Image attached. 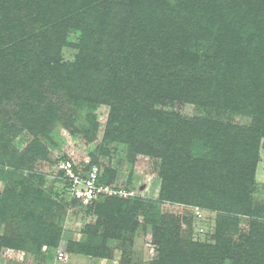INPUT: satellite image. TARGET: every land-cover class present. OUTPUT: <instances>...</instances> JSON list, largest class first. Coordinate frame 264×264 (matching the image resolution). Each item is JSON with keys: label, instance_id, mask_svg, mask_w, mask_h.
<instances>
[{"label": "trees", "instance_id": "trees-1", "mask_svg": "<svg viewBox=\"0 0 264 264\" xmlns=\"http://www.w3.org/2000/svg\"><path fill=\"white\" fill-rule=\"evenodd\" d=\"M7 1L0 0L1 16V8ZM13 1L10 8L15 26L11 25L10 14H4V20L0 18L1 31L12 35L10 29L18 30L21 35V43L13 45L14 57L9 53L13 60L0 59L1 169L4 166L1 156L9 160L14 158L16 161L11 164L15 171L21 172L32 168L36 158L46 156V148L40 141H31L24 153L17 155L10 138L26 127L33 133L50 135L59 108L46 101V91L56 92L70 85L71 92L67 89L71 97L76 87L80 91L86 89V84L100 83L105 86L95 85L98 94L101 89H106L107 93L106 97L93 98L92 103L96 106L100 102L119 99L115 93L123 86L126 92L121 95L125 94V102L115 101L119 106H113L111 120L119 122L115 127L118 129L123 127L124 113L128 115L133 128L143 132L136 152L161 159L163 201H170L172 205L197 204L211 209L227 201L233 204V208H223L229 213L260 214V210L250 209L246 188L247 182L253 179L260 140L264 136V22L261 18L264 16V0H179L176 10L169 6V0ZM122 15L133 18L136 25L129 24V20L118 22ZM117 23L120 33L115 36ZM75 31L81 36L76 45L80 52L74 63H51L30 47L38 44L48 53L59 51L62 38ZM30 38L35 40L30 41ZM127 38H134L137 45L124 44L121 39ZM192 46H197L204 56H208L209 50H215L211 63L209 58L205 59L203 72H199L202 74L189 73L186 68L187 63L197 56ZM33 60L39 64L31 63ZM151 68L161 72H164L163 68L174 70L165 71L156 79V102L173 104L185 96L191 101L221 104L242 113H251L255 120L250 126L226 125L207 118L186 120L181 115L156 110L154 114L161 113L163 118L155 121L150 114L152 103L147 106L142 103L146 85L139 83L142 79L149 84ZM78 74L81 79L72 78ZM48 75L51 84L46 85ZM116 86L118 88L114 90ZM42 97L45 98L43 102ZM13 100H16V108L10 113L11 117L14 116L11 119L1 103ZM68 123V120L64 122L65 127ZM162 127L166 130L160 132ZM149 130L156 132L157 136H150ZM115 134L108 132V137L117 136ZM87 135L90 136V132ZM194 137H201L203 147L212 150L203 156H194L190 147ZM105 150L101 154H108ZM93 160L97 161L96 158ZM92 164L90 168L95 165ZM101 181L109 184L104 179ZM64 182L71 196L64 204L53 198L52 187L43 195V190L33 186L29 177L12 181L7 190H3L0 219L16 221L18 228L24 229L13 235L15 238L7 237L10 245L32 231V236L18 242L20 246L39 249L42 244H48L56 248L62 230L55 220L63 211L74 208L83 209L88 215L96 214L97 220L85 230L87 240L84 243L69 242L67 251L72 253L103 254L100 246L108 239L124 238L125 232L138 224L135 219L142 213L145 222L154 225V236L160 246L161 256L156 264H220L224 256L232 255L233 238L225 234L238 232L237 216L228 217L223 233L219 226L214 233H205L201 240L191 228V222L198 215L192 216L187 208L183 207L186 213L170 214L154 201L136 198V195H105L103 203L101 197L85 203L82 197L71 193L72 181L66 178ZM124 188L132 191L129 187ZM230 221H233L231 225ZM211 239H217V244L207 243ZM233 248H236L238 264H264V223L253 221L250 233L241 235V240Z\"/></svg>", "mask_w": 264, "mask_h": 264}, {"label": "rangeland", "instance_id": "rangeland-1", "mask_svg": "<svg viewBox=\"0 0 264 264\" xmlns=\"http://www.w3.org/2000/svg\"><path fill=\"white\" fill-rule=\"evenodd\" d=\"M13 2V0H9L4 3V7L1 8L3 9L1 12L3 15H0L2 20H4L3 17L5 15L10 14L11 17L12 11L10 5ZM178 4L179 0H169V6L173 8L172 10H176L179 6ZM13 16L11 17V25L15 26L16 20ZM261 18H263L262 21L264 22V16ZM121 20H129V24L136 25L134 19L131 17L129 18L128 15L119 16L118 22H121ZM47 24L50 25V23ZM1 25L2 23L0 22V26ZM10 31L12 35H9L7 31H1L0 28V59L6 58L7 61L13 60L12 58L15 53L13 45H19L21 43L20 32L11 29ZM114 31L116 32L115 36H117L118 32L120 33L118 23L116 28L114 27ZM42 35L43 33L39 36V39ZM80 36L81 33H77L76 31L67 33L62 38L63 43L60 50L56 52L48 53L44 49H40V45L38 44L31 45L30 47L33 52L38 51V53L43 55L44 60H49L51 63L57 61L61 63H74L80 52V49L76 47ZM29 40L33 41L35 39L30 38ZM121 40L124 44L129 46L137 45L138 42H135L134 38ZM29 43L32 44L31 42ZM191 49L197 52V56L193 57L192 60L187 63L186 68L189 70V73L195 71L198 75L199 72H203V64L207 61L205 59L209 58V63L214 60L215 50H209L207 52L208 56H204L197 46H192ZM155 50L158 51V47H155ZM9 53H13V57L9 55ZM31 63L39 64V61L33 60ZM134 63L136 65L138 60L134 61ZM151 70L152 79L149 84L145 83L142 79L139 83L143 86L146 85V90L143 94L144 101L142 100V103L144 106H147L148 103H152L153 107L149 106V108H151L150 114L153 115L155 121L162 119L161 113L166 111H168L170 115H181L186 120L207 118L210 121L220 122L226 125L250 126L255 120V117L251 113H242L221 104L217 106L215 104L201 103L198 100L191 101L190 99H185V96H182L178 101H174L173 104H170L171 102H168L169 104L166 103V105L164 103H158L155 101L157 96L154 93L156 92V79L165 71L168 73L174 70L168 68H163L164 72L159 70L156 71L152 68ZM241 70L244 71L243 68ZM78 77H80V75H75L72 78ZM68 79L70 80V78H67V80ZM45 84H51L49 75L46 76ZM95 85H98L100 88L105 86L100 83H96L93 86L92 83H89L85 85L87 87L84 86L86 89L80 91H78L76 87L71 97L68 95V89L71 92L70 85H67L68 89L66 88L56 92L46 91L44 93V97L47 98L46 101L52 103L55 108L57 106L59 108L58 119L54 122L55 126L50 135L46 137L39 132L33 133L26 127L10 135V138L11 144L17 151L15 152L17 155L23 154L26 146L31 141H40L43 147L46 148V156L36 158V161L31 165L32 168H26L24 172L20 170L15 171L14 165L11 164L16 161L14 158L9 160L7 157L1 156V163H4V166L3 169L0 168V197L3 195V190H7L8 185H11L12 181L18 182V180L23 177H29L33 186H37L43 190V195L45 190L52 187L51 189L55 195L53 198L64 204L70 200L71 196L70 192L68 193V190H66L69 188L65 189L64 180L66 179V175L63 171V161L70 160L76 170L82 173V175L89 174L91 171L89 166L94 163L98 166V177L101 180L104 179L105 182L112 186L129 187L134 192L133 196L136 195V198L149 200L151 202L154 201V204L156 203L160 209L169 211L170 214L186 213L183 210L184 207L188 209L187 211L191 213L192 216H195L196 210L200 209L202 213L196 216V219L194 218V221L191 222V228L192 233L194 235L198 233L197 235L198 237L200 236L201 240L205 238V233H214L216 227L219 226L223 233L224 223L228 220V217H232L233 219V216H237L238 232L225 234L226 237L233 238L231 243L233 249L232 255L229 257L224 256L220 264H238L237 260H239V258L235 255L236 248H233V245L239 243L241 235L244 236L250 233L253 221L264 223V213H262V211H264V136H262L260 140L259 159L255 166L253 179L247 182L246 188L250 198V209L260 210L259 215L262 216L255 214L247 215L244 214L245 212L229 213L223 210V208L227 209L226 206H232L233 208L232 202L227 203V201L222 202L217 206L218 208L213 209L209 207L204 208L197 204L177 203V205H172L170 201H163V198H161V159L136 152L138 145L142 141L143 132H141L139 128L136 130L133 128L130 117L125 113L124 122L122 123L123 127L118 129L115 128L119 122L111 120L113 106H116V104L119 106V103L115 101L125 102V94L121 95L123 92H126L123 90V86L115 93L119 99H115V101L112 100L108 103L106 101L100 102L94 106L92 103L93 98L103 95L106 97L107 93L106 89H101L100 94H98L99 91H96ZM107 85L110 86V83ZM117 88L116 86L114 90ZM129 91L132 92L131 89H129ZM44 97H42V102L45 100ZM15 102L16 100H13V102L5 101L1 103L3 111L9 114L11 119H14V116L11 117L10 113L16 108ZM156 110L161 112H158V116L154 114V112H157ZM67 120L69 123L67 127H65L64 122H67ZM74 128L76 130L73 131ZM165 130L166 128L162 127L159 131ZM87 132H90V136L87 135ZM108 132H114L117 136L109 138ZM117 133H119V136ZM149 134L150 136H157V133L153 130L150 131ZM201 140V137H194L190 142V147L193 149L192 151L195 152L194 156H203L206 151L209 152L212 150L210 148H204ZM105 149L108 154H101V151ZM7 151L11 155L12 152L8 149ZM10 155H8V157H11ZM94 158L97 159L96 162L93 160ZM101 198V203H103L104 199L103 197ZM180 207H182V209H180ZM241 207V204H239V208ZM96 220V214H85L83 209L79 211V209L75 210L71 208L67 211H63L55 220L58 227H61L62 230L57 247L54 248L50 247L48 244H42L39 249H29L23 248L18 242L32 236L30 235L32 231H29L27 233L28 235L24 234L21 238L17 239V242L15 240L16 244L10 245L7 237L13 238V235H17L18 232H23L24 229H19L16 221H3L0 219V264H156L157 260L160 258V246L154 236V225L146 223L142 213L137 215L135 219L138 224L131 231L125 232L126 235L124 238L108 239L104 245L100 246V250L103 254L94 255L92 253L84 254L67 251L69 242L84 243L87 240V232L85 230L91 225H94ZM231 223H233V221H230V225ZM160 224L161 222L158 223V225ZM183 226L185 229H189L186 224H183ZM217 242V239H211L207 243L216 245ZM12 243L14 242L12 241ZM220 255H222V252Z\"/></svg>", "mask_w": 264, "mask_h": 264}, {"label": "built area", "instance_id": "built-area-1", "mask_svg": "<svg viewBox=\"0 0 264 264\" xmlns=\"http://www.w3.org/2000/svg\"><path fill=\"white\" fill-rule=\"evenodd\" d=\"M64 173L66 178L72 181L71 193L76 197H82L85 203H90L93 199L103 197L105 195H133V191H129L124 187L112 186L105 184L98 177V166L91 167V171L87 175H82L76 170L70 160L63 161ZM200 209L196 210L197 215H201Z\"/></svg>", "mask_w": 264, "mask_h": 264}]
</instances>
